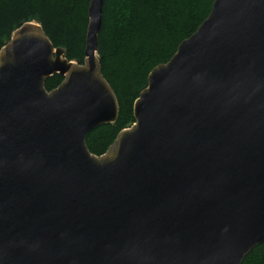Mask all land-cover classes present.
I'll return each instance as SVG.
<instances>
[{"label": "water", "instance_id": "1", "mask_svg": "<svg viewBox=\"0 0 264 264\" xmlns=\"http://www.w3.org/2000/svg\"><path fill=\"white\" fill-rule=\"evenodd\" d=\"M103 3L83 64L37 23L0 51V264H242L264 243V0H214L97 157L87 135L119 117Z\"/></svg>", "mask_w": 264, "mask_h": 264}, {"label": "trees", "instance_id": "2", "mask_svg": "<svg viewBox=\"0 0 264 264\" xmlns=\"http://www.w3.org/2000/svg\"><path fill=\"white\" fill-rule=\"evenodd\" d=\"M91 0H0V51L27 23L39 24L68 61L83 64ZM214 0H104L98 58L101 72L119 102L114 124L97 127L86 138L101 157L118 135L135 124L134 105L148 87L150 73L167 64L211 13ZM63 78L50 77L51 92ZM242 264H264V243Z\"/></svg>", "mask_w": 264, "mask_h": 264}, {"label": "bare ground", "instance_id": "3", "mask_svg": "<svg viewBox=\"0 0 264 264\" xmlns=\"http://www.w3.org/2000/svg\"><path fill=\"white\" fill-rule=\"evenodd\" d=\"M73 67H76V64H75V63H72V68H73ZM243 261H244V260H243Z\"/></svg>", "mask_w": 264, "mask_h": 264}, {"label": "rangeland", "instance_id": "4", "mask_svg": "<svg viewBox=\"0 0 264 264\" xmlns=\"http://www.w3.org/2000/svg\"><path fill=\"white\" fill-rule=\"evenodd\" d=\"M131 128V127H130ZM129 129V128H128Z\"/></svg>", "mask_w": 264, "mask_h": 264}]
</instances>
